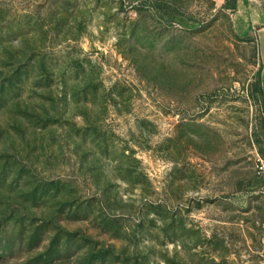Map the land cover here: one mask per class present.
I'll use <instances>...</instances> for the list:
<instances>
[{"label": "rangeland", "instance_id": "obj_1", "mask_svg": "<svg viewBox=\"0 0 264 264\" xmlns=\"http://www.w3.org/2000/svg\"><path fill=\"white\" fill-rule=\"evenodd\" d=\"M212 0H0V264H264L256 47Z\"/></svg>", "mask_w": 264, "mask_h": 264}, {"label": "crops", "instance_id": "obj_2", "mask_svg": "<svg viewBox=\"0 0 264 264\" xmlns=\"http://www.w3.org/2000/svg\"><path fill=\"white\" fill-rule=\"evenodd\" d=\"M218 6L225 0H212ZM236 34L248 38L256 47L260 94L264 110V0H235L231 13Z\"/></svg>", "mask_w": 264, "mask_h": 264}, {"label": "built area", "instance_id": "obj_3", "mask_svg": "<svg viewBox=\"0 0 264 264\" xmlns=\"http://www.w3.org/2000/svg\"><path fill=\"white\" fill-rule=\"evenodd\" d=\"M260 166L258 167L259 168V174H260V177H261V182H262V195H263V201H264V162L263 161H260Z\"/></svg>", "mask_w": 264, "mask_h": 264}, {"label": "trees", "instance_id": "obj_4", "mask_svg": "<svg viewBox=\"0 0 264 264\" xmlns=\"http://www.w3.org/2000/svg\"><path fill=\"white\" fill-rule=\"evenodd\" d=\"M234 1L235 0H225L224 4L226 7H232V9L234 8ZM249 40V39H248ZM259 69L257 70V74H258ZM256 89L257 91L260 93V88H259V79L257 78V82H256Z\"/></svg>", "mask_w": 264, "mask_h": 264}]
</instances>
